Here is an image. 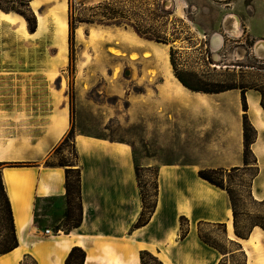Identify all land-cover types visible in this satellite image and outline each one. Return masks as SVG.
<instances>
[{
  "label": "rangeland",
  "instance_id": "374dc122",
  "mask_svg": "<svg viewBox=\"0 0 264 264\" xmlns=\"http://www.w3.org/2000/svg\"><path fill=\"white\" fill-rule=\"evenodd\" d=\"M53 2L60 0L42 8L44 24L39 31L52 21L43 32L23 35L18 24L0 23V143L13 141L14 111L18 112L15 119L21 121V137L26 139L28 121L39 130L40 115L68 106L73 136L62 139L46 161L66 163L72 169L69 206L62 219L50 220V228L63 234L80 221L77 131L132 146L143 192L140 219L145 220L156 201L157 165L198 163L212 149L209 116L219 111L212 99L216 97L197 94L203 101L210 98L209 104L200 105L197 112L190 109L187 102L166 94H178L181 84L176 74L197 88L245 87V92L258 93L264 104V49L255 50L256 42L264 40V0H176V5L172 0H66L68 62L62 68L56 58ZM0 4L31 17L29 0H0ZM231 14L237 16L238 24L227 17ZM215 33L222 37L216 48ZM145 43L153 45L155 56H145V48L139 47ZM132 52L137 53L134 59ZM167 69L180 86L168 85ZM228 172L222 182L231 189L238 225L247 232L255 221L264 220V206L252 196L255 172ZM2 205L0 198V247L8 229ZM180 221L179 236L184 238L188 221L184 217ZM223 229L220 224L205 223L199 235L228 253L220 264H245L248 253L227 241ZM253 247L264 252V237ZM140 257L141 264H165L164 255L156 252L142 250ZM82 259L83 251L76 247L67 264H80ZM23 264L36 262L27 257Z\"/></svg>",
  "mask_w": 264,
  "mask_h": 264
},
{
  "label": "crops",
  "instance_id": "0c3cea01",
  "mask_svg": "<svg viewBox=\"0 0 264 264\" xmlns=\"http://www.w3.org/2000/svg\"><path fill=\"white\" fill-rule=\"evenodd\" d=\"M172 1L176 5V0ZM49 2L52 0H29L28 7L36 15L37 25L30 31L27 22L28 34H24L19 19L12 20L16 14L13 11L0 9V23L18 24L23 35L43 32L52 24L48 20L39 31L44 24L42 8ZM61 2L68 7L66 0ZM66 40V62L59 61V68L68 62V36ZM56 58L59 60L58 53ZM180 87L177 95L166 94L187 102L196 112L200 105L208 106L210 99L200 100L197 94L216 97L212 99L217 101L219 111L209 116L212 149H207L198 163L158 164L156 201L149 216L140 221L143 203L132 146L125 141L77 131L80 221L63 234L54 233L51 228L53 234L48 235L45 229L50 228V220L62 219L69 206L66 166L48 165L45 161L51 158L54 148L72 126L69 107L63 105L55 112L40 115L43 119L39 121V130L28 121L26 139L21 137V121L15 119L18 112L14 111L13 141L10 145L0 143V161L18 163L1 166L18 246L1 254L0 264H23L27 257L33 258L36 264H67L76 247L84 253L80 264H141L142 250L163 254L165 264H218L228 253L201 239L199 228L205 223L220 224L226 240L241 245V250L249 256L245 264H264V252L253 247V242L262 241L264 229L254 226L247 238L236 235L227 191L198 175L200 168L244 169L241 89L203 93L192 91L182 83ZM245 95L248 118L256 130L251 149L258 173L252 180V196L260 201L264 199V107L258 93L246 91ZM256 106L263 111L261 120L255 117ZM181 217L188 221L184 238L179 236ZM247 247H250L248 251Z\"/></svg>",
  "mask_w": 264,
  "mask_h": 264
},
{
  "label": "trees",
  "instance_id": "16d2710c",
  "mask_svg": "<svg viewBox=\"0 0 264 264\" xmlns=\"http://www.w3.org/2000/svg\"><path fill=\"white\" fill-rule=\"evenodd\" d=\"M0 9H2L4 11H13L12 9H4L1 6V4H0ZM29 12L31 14V17L27 16L25 13H22V12H18V13L22 14V16L25 17V20H27L29 30L34 31L36 29V25H37L36 15L30 10V8H29ZM156 40L161 41L160 39H158V37ZM70 41H71V39H70ZM164 42H166V41H164ZM176 77L184 86H186L190 90L203 92V93H218L221 91H225V90H229V89H233V88H238L236 86H227V87H221V88H215V89L197 88V87L192 86L190 83H188L179 74H176ZM240 89H241V94H242V107L244 110V113H243V134H244L243 157H244L245 167H243L244 168L243 170H254V172H255L254 176H255L258 173V166L256 165V158L252 153L251 143L254 140V138L256 137V130L252 126V124L248 118V114H247L248 104H247L246 95H245L246 89H245V87H240ZM261 104L264 107V104L262 102H261ZM73 132H74L73 128H71L68 131L67 135L64 136V138L68 139V138L72 137ZM64 138H63V140H64ZM72 142L74 144V139L72 140ZM251 163H252V165L249 166ZM16 164H18V163L0 161V198L2 199V202H3V205H2L3 207H1V211L3 213V218H5L7 220V224H8L5 243L0 247V255L11 251L16 246H18V238L16 235L12 206H11L10 199L7 195V192L5 190V186H4V183L2 180V174H1V166L2 165L11 166V165H16ZM46 164L50 165L52 163L49 160H47ZM58 164L59 165H67L66 163H58ZM241 169H242V167H233L231 169L201 168L198 170V175L200 177H202L203 179L209 181L210 183H212V184H214L220 188H223L227 191V193L230 197L231 208L233 211V225H234L235 233H236V235H238L240 237L247 238L250 231L252 230V228L254 226H259L262 229H264V220L255 221L253 226L251 227V229L249 231L243 232L238 225L236 202H235L233 193H232L231 189L227 185H225L224 182H222V179H224V177L227 176V173H229L228 170L239 171ZM71 170H72L71 168H66V189H67L68 195H70V187H71V183H70V172H71ZM137 175L139 178V168L138 167H137ZM216 175H220L221 178H217ZM79 177H80V174H79ZM78 192H79V180H78ZM141 195L143 196L142 190H141ZM254 202L257 203L258 205L264 206V199L260 200V201L254 199ZM153 207H154V205H153ZM153 207H152V209H153ZM142 214H144V210L142 211ZM140 221H144V220L140 219ZM235 243L238 245V248L241 250V248H242L241 245L238 244L237 242H235ZM241 251H243V250H241ZM221 261L222 260H220L218 264H220Z\"/></svg>",
  "mask_w": 264,
  "mask_h": 264
},
{
  "label": "bare ground",
  "instance_id": "6f19581e",
  "mask_svg": "<svg viewBox=\"0 0 264 264\" xmlns=\"http://www.w3.org/2000/svg\"><path fill=\"white\" fill-rule=\"evenodd\" d=\"M36 5V3H35ZM65 9H66V5L64 3H56L52 9H51V12L55 15V24H56V27H57V43H58V48H59V51H58V57H59V61L60 63L64 64L66 62V53H67V50H66V39H67V36H66V31H67V20H66V16L64 15V12H65ZM15 17H13V21H14V18H17L20 20L21 24H22V28H23V32L24 34H28L29 32H27L25 30V24H26V20L25 18L20 15L19 13L15 14L14 15ZM227 17H232L233 20L235 21V24H238V18L237 16L231 14ZM231 18V19H232ZM39 20L40 22L42 21V16L40 15L39 17ZM213 38H214V44H213V47L216 48L220 45V42H221V36L220 34L218 33H215L213 35ZM136 46V45H135ZM139 47L141 48H145V51H144V54L145 56L147 55H156V52L154 50V47L153 45H151L150 43H145V44H142V45H139ZM264 49V40L263 39H259L257 42H256V45H255V50L256 51H259V50H262ZM112 52H118L117 49L115 48H112L111 49ZM137 56V53L136 52H132L131 53V58H136ZM165 76H166V81L168 83V85L171 87H175V86H179L178 83L174 80V77L172 75V72L170 70H165ZM181 84V83H180ZM253 104V103H252ZM262 115H263V111L261 109V107L259 106H256L255 108V117L257 120H261L262 119Z\"/></svg>",
  "mask_w": 264,
  "mask_h": 264
},
{
  "label": "built area",
  "instance_id": "2783aa9c",
  "mask_svg": "<svg viewBox=\"0 0 264 264\" xmlns=\"http://www.w3.org/2000/svg\"><path fill=\"white\" fill-rule=\"evenodd\" d=\"M45 232H46V234H48V235L53 234V231H52L51 228H46V229H45Z\"/></svg>",
  "mask_w": 264,
  "mask_h": 264
},
{
  "label": "water",
  "instance_id": "95a60500",
  "mask_svg": "<svg viewBox=\"0 0 264 264\" xmlns=\"http://www.w3.org/2000/svg\"><path fill=\"white\" fill-rule=\"evenodd\" d=\"M256 45V44H255Z\"/></svg>",
  "mask_w": 264,
  "mask_h": 264
}]
</instances>
